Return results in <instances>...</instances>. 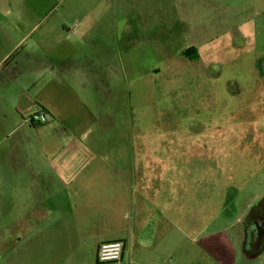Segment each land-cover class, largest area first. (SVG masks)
Segmentation results:
<instances>
[{"label": "rangeland", "instance_id": "374dc122", "mask_svg": "<svg viewBox=\"0 0 264 264\" xmlns=\"http://www.w3.org/2000/svg\"><path fill=\"white\" fill-rule=\"evenodd\" d=\"M137 2L116 0L117 30L107 25L99 53L100 45L87 48L106 86L69 84L55 101L58 119L86 136L108 172L136 159L169 187L170 264H264V249L245 245L247 215L264 199V0ZM132 8L137 22L126 20ZM55 122L27 132L61 139L50 130ZM169 156L175 162L166 165ZM17 234V226L3 230L0 213V264L3 240ZM4 248L17 264L16 242Z\"/></svg>", "mask_w": 264, "mask_h": 264}, {"label": "crops", "instance_id": "0c3cea01", "mask_svg": "<svg viewBox=\"0 0 264 264\" xmlns=\"http://www.w3.org/2000/svg\"><path fill=\"white\" fill-rule=\"evenodd\" d=\"M118 10L116 0H0V213L4 231L18 229L2 242L3 264H10L4 246L12 240L17 264H106L98 262V251L112 241L124 243L122 259L113 264H170L169 187L139 171L136 159L110 163L108 172L107 160L91 157L86 136L76 137L56 112L69 84L106 86L87 48L100 45L99 53L106 46L100 36L108 26L117 30ZM125 17L137 22L133 8ZM35 104L51 122L56 118L49 127L61 139L29 135ZM39 149L46 156H37ZM171 162L175 157L164 160ZM174 187L181 192L179 180Z\"/></svg>", "mask_w": 264, "mask_h": 264}, {"label": "flooded vegetation", "instance_id": "af4514ba", "mask_svg": "<svg viewBox=\"0 0 264 264\" xmlns=\"http://www.w3.org/2000/svg\"><path fill=\"white\" fill-rule=\"evenodd\" d=\"M245 222L247 242L253 252L264 249V199L248 213Z\"/></svg>", "mask_w": 264, "mask_h": 264}, {"label": "built area", "instance_id": "2783aa9c", "mask_svg": "<svg viewBox=\"0 0 264 264\" xmlns=\"http://www.w3.org/2000/svg\"><path fill=\"white\" fill-rule=\"evenodd\" d=\"M48 121V116L43 110H38L29 119L32 126L43 125ZM124 254V243L122 241H112L101 244L98 251V262L114 263L119 262Z\"/></svg>", "mask_w": 264, "mask_h": 264}]
</instances>
